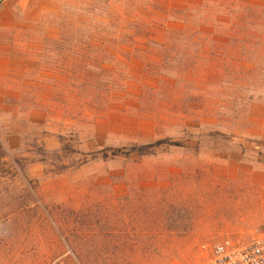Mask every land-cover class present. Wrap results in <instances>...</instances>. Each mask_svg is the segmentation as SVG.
Instances as JSON below:
<instances>
[{"label":"rangeland","instance_id":"374dc122","mask_svg":"<svg viewBox=\"0 0 264 264\" xmlns=\"http://www.w3.org/2000/svg\"><path fill=\"white\" fill-rule=\"evenodd\" d=\"M0 146V264H201L250 243L264 0L6 1Z\"/></svg>","mask_w":264,"mask_h":264},{"label":"built area","instance_id":"2783aa9c","mask_svg":"<svg viewBox=\"0 0 264 264\" xmlns=\"http://www.w3.org/2000/svg\"><path fill=\"white\" fill-rule=\"evenodd\" d=\"M8 0H0V5ZM205 259L201 264H264V234L248 244L225 241L204 246Z\"/></svg>","mask_w":264,"mask_h":264},{"label":"trees","instance_id":"16d2710c","mask_svg":"<svg viewBox=\"0 0 264 264\" xmlns=\"http://www.w3.org/2000/svg\"><path fill=\"white\" fill-rule=\"evenodd\" d=\"M163 143H165V141H158L152 144H148V145H143V146H133L130 151H128L127 153H121V151H114L113 156L114 157H118V156H131L133 154H137L140 156L143 155H147L149 154V152L151 150H153L156 147L161 146ZM3 155H5V153H3L2 148L0 146V158L3 157ZM104 158H108V155H104ZM18 164V163H17Z\"/></svg>","mask_w":264,"mask_h":264}]
</instances>
